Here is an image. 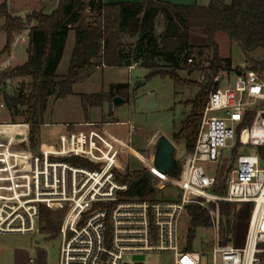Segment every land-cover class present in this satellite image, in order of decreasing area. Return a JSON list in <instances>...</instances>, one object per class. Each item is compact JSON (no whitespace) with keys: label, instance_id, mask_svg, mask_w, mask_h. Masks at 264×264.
<instances>
[{"label":"built area","instance_id":"built-area-1","mask_svg":"<svg viewBox=\"0 0 264 264\" xmlns=\"http://www.w3.org/2000/svg\"><path fill=\"white\" fill-rule=\"evenodd\" d=\"M28 37L29 29L15 35L12 48ZM14 57L10 53L0 64L4 91L14 77L2 73L12 67ZM192 62L188 58V64ZM136 65L127 67L132 70ZM214 79L221 82L220 74ZM263 101L264 78L253 69L241 70L233 81L213 90L183 179L161 173L149 179L153 188H159L158 178L169 177L179 192L150 199L126 195L130 183L122 180L126 172L122 149L100 128L66 130L33 148L30 124L13 123L20 130L0 131V234L52 236L42 230V210L47 209L60 221L55 234L61 237L59 264H264V165L258 151L264 146ZM252 112L251 123L240 127ZM76 137L82 139L84 151L74 149ZM158 139L149 145L151 156ZM237 141L247 150L230 171L226 195H216L212 188L221 182L223 169L208 174L201 162L225 163L223 150H233ZM77 156L87 163L69 161ZM145 169L156 171L154 161ZM220 200L250 206L240 239L236 230L221 238L218 207H209L210 201ZM194 203L209 209V227L214 230V238L199 250L188 248L180 228L187 206Z\"/></svg>","mask_w":264,"mask_h":264},{"label":"trees","instance_id":"trees-1","mask_svg":"<svg viewBox=\"0 0 264 264\" xmlns=\"http://www.w3.org/2000/svg\"><path fill=\"white\" fill-rule=\"evenodd\" d=\"M85 12H88L85 13ZM0 16L4 24L0 30L6 33L7 41L0 57L10 53L15 35L29 29L27 60L3 71V77H29L26 92L11 95L2 90L3 101L14 114V106L25 107V121L30 124V142L37 148L41 141L43 114L50 97H66L74 94L73 87L90 71L98 66L123 67L133 63L150 71L149 75L169 76L175 85H198L199 91L189 102L190 110L173 132V140L183 143L187 152H192L196 143L198 127L210 93L217 89L220 81H215L231 60L220 55L218 33H224L242 48L250 68L264 72V53L257 58L255 51L264 50V0H210L208 4H172L162 0H139L137 2L118 1L106 3L104 0H58L57 7L46 13L34 10L24 18L9 13L6 2L0 5ZM161 19V22H160ZM35 22V25H31ZM161 30L158 31V27ZM70 31L75 33V44L71 52L68 69L61 78L57 69L62 60ZM201 34L203 48L211 51L208 66L204 68L203 81L184 79L180 70L192 72L200 68V62L191 55L195 34ZM200 53V52H199ZM193 62L188 64V58ZM237 73L241 69H235ZM1 83V79H0ZM129 83H113L107 92L81 93L82 104L88 118L89 108L112 102L114 96L129 101ZM1 91V87H0ZM254 112L241 123L249 125ZM242 147L239 141L232 150L236 157ZM258 151L264 165V146ZM74 160L87 161L79 156ZM181 164L173 161L170 175L180 176ZM142 172L131 175L126 167L122 180L129 181L128 196L154 198L156 190ZM228 178V177H227ZM212 192L225 196L227 179L212 188ZM210 208L218 207L219 232L221 238L235 232V203L210 201ZM252 207V204H251ZM189 215L187 232L188 248H192L195 231L199 227H209V209L198 203L186 208ZM42 230L54 236L59 228V219L42 210ZM224 242V241H223Z\"/></svg>","mask_w":264,"mask_h":264},{"label":"rangeland","instance_id":"rangeland-1","mask_svg":"<svg viewBox=\"0 0 264 264\" xmlns=\"http://www.w3.org/2000/svg\"><path fill=\"white\" fill-rule=\"evenodd\" d=\"M8 1L12 2V8L17 10L21 3L25 0H0V5ZM171 2H188L194 4H208L210 0H169ZM230 2V0H227ZM35 0H28V5L35 6ZM21 14L23 11H19ZM88 14V12H85ZM28 15V14H27ZM26 15V16H27ZM25 16V17H26ZM3 18L0 16V25L3 23ZM161 22V19H160ZM158 27V31L161 30ZM193 39V48L190 50L192 57H195L200 62V68L192 72L180 70L178 73L184 79L192 81H200L203 79L204 68L208 66L211 58V51L203 48L204 40L201 34L196 33ZM216 40L220 45L221 55L224 58H231L235 65L241 66L245 63L243 50L240 45L231 41L224 33H218ZM6 41L5 34L0 32V50ZM28 41V40H27ZM75 42V33L69 37L66 49L62 60L57 69V76L61 78L65 75L71 52ZM15 57L12 60V67L23 64L27 60L26 42H21L13 49ZM200 52V53H199ZM264 53L262 48L255 51V56H261ZM8 53H4L0 57V64L7 59ZM226 70L227 66H226ZM150 71L140 66H135L130 72L127 67H104L90 71L73 87L74 94L62 98L50 97L45 112L43 121L49 122V126H41V135H48L56 138L59 133L66 130L77 131L79 129L99 128V126L86 127L80 125L79 122L90 120L93 122L104 123V127L111 133L122 138L129 135L133 140V147L128 150L122 147V160L126 164L131 175L145 170L147 166L151 167L154 161V155H150L152 149V141L164 135L175 144L174 159H177L181 164L182 173L177 176L179 180L183 179L188 165L191 152H187L183 143H177L173 140V132L180 125L185 115L190 110L189 102L193 100L199 91L198 85H175L169 76L149 75ZM221 74V73H220ZM227 74V72H226ZM223 75V74H222ZM225 75V74H224ZM0 75V79H1ZM130 79L131 89L129 101L114 107L113 103L106 101L101 106H92L88 111V118L82 104L81 93H92L100 91H108L110 85L115 82H128ZM232 80V79H231ZM29 77H14L12 84L5 92L11 95H16L20 90L27 91ZM144 81V82H143ZM233 81V80H232ZM227 81L222 80V85H226ZM1 87V83H0ZM0 91V116L5 118L10 124L2 125V128L11 129L9 132L13 134L20 130L19 126L11 123H20L25 121V107L21 105L14 106V114L7 107L4 101H1ZM2 104V106H1ZM119 122L127 123H106L105 120H110L111 116ZM66 123L71 126L67 127ZM1 127V126H0ZM104 132V131H103ZM106 134V133H105ZM231 143L230 140L227 141ZM81 150H85L81 138L76 137L73 145ZM20 148H23L20 146ZM247 150V147H240L239 153L232 158V149L225 148L222 153V158L225 163L220 162H201L205 171L208 174H216L217 170L223 169L221 182L225 181L230 174V171L236 166L237 158L240 153ZM73 163L79 164L74 159H69ZM126 173V172H125ZM220 182V183H221ZM156 190L158 197H169L176 195L180 187L171 182L169 177L158 178ZM250 211V206L235 203V230L238 232V239L243 236L246 227L247 216ZM189 227V215L184 213L180 220V228L182 235L187 237ZM212 227H199L195 231V237L192 241L193 250H199L203 242H209L214 238ZM44 238V239H43ZM61 245V237L59 235H44L40 233H11L0 234V264H59V251ZM20 257H15V256ZM136 259H144V257H135ZM150 261H154L151 259Z\"/></svg>","mask_w":264,"mask_h":264},{"label":"crops","instance_id":"crops-1","mask_svg":"<svg viewBox=\"0 0 264 264\" xmlns=\"http://www.w3.org/2000/svg\"><path fill=\"white\" fill-rule=\"evenodd\" d=\"M118 1H130V2H137V1H139V0H104V2H106V3H114V2H118ZM162 1H166V2H170V3H172V4H182V5H191V4H194V3H188V2H171V1H169V0H162ZM6 2V4H7V8H8V11H9V13L11 14V15H13V16H18V17H22V18H24L27 14H30L32 11H34V10H42V11H44V12H46V13H51L56 7H57V4H58V0H35V6H26V5H28V0H25V1H23L22 3H21V5H20V7L19 8H17V10H14L13 8H12V2H8V1H5ZM210 2V1H209ZM203 5H205V4H203ZM19 11H23V13L21 14ZM3 18V17H2ZM4 19V18H3ZM4 24V20H3V23L0 25V27L2 26ZM36 23L35 22H33L31 25L33 26V25H35ZM0 32H2L3 34H5V38H6V41H7V37H6V33L4 32V31H2V30H0ZM72 34H73V31H70V33H69V35H68V38H67V42H66V46H67V43H68V39H69V37L71 38V36H72ZM28 40V39H27ZM25 41L26 42V49H27V46H28V41ZM6 41H5V43H4V45H3V47H2V49L4 48V46H5V44H6ZM74 44H75V42H74ZM74 47V46H73ZM1 49V50H2ZM65 49H66V47H65ZM73 50V49H72ZM10 53H13L14 55H15V53L13 52V48L11 49V52ZM10 53H8V56H9V54ZM243 54H244V52H243ZM220 55H221V51H220ZM263 56V54H261V56H256L257 58H261ZM221 57H223L222 55H221ZM224 58V57H223ZM244 58H245V63H244V65H241V66H238V65H235L234 64V62L232 61V59L231 58H229L230 60H231V68L230 69H228V71L226 70V68L221 72V74H220V76H221V84H222V80H226L227 82L228 81H232V80H234L235 79V77H236V75H237V72H236V68H239V69H241V70H244V69H251L250 68V64H249V62H248V60H247V58H246V56H245V54H244ZM26 61V60H25ZM24 61V62H25ZM23 62V63H24ZM136 66H139V65H136ZM123 67H127V66H123ZM141 67V66H140ZM142 68H144V67H142ZM127 69H128V67H127ZM128 71L130 72L131 70H129L128 69ZM226 72H227V74H226ZM223 74V75H222ZM225 74V75H224ZM263 78H264V72H263ZM232 79V80H231ZM115 83H129L130 84V88H131V83H130V79L128 80V82H115ZM113 84V83H112ZM107 92V91H106ZM1 101L3 102V95L1 94ZM106 102V101H105ZM264 102V101H263ZM112 103V102H111ZM1 106H2V104H1ZM111 116V115H110ZM111 119L110 120H105V122L106 123H115V124H117V123H127V122H124V121H120L119 122V120L117 119V120H112V119H115L114 118V116H111L110 117ZM79 123H82V124H86V123H96L97 124V126H99V128H100V130H102V132L104 131V133H106V135L109 137V138H111L112 140H114V141H116L118 144H119V146L121 147V149H122V147H125V149L126 148H128V150L130 151V149L133 147V140H132V138H131V136L129 135L128 137H126V138H122V137H120V136H116V135H114L113 133H111L110 131H108L107 129H106V127H104V123H100V122H93V121H90V120H86L85 122H79ZM0 124H3V125H6V124H10V123H8V121H6V119L5 118H2V116H0ZM11 124H13V123H11ZM43 125L44 126H49L50 124H49V122H44L43 123ZM1 127H0V131H3L4 133H6V134H11L9 131L11 130V129H6V128H2V125H0ZM84 126H86V125H84ZM86 127H89V126H86ZM60 134V133H59ZM58 134V135H59ZM57 135V136H58ZM57 138V137H56ZM45 139H54V138H52V137H50V136H48V135H41V141H44ZM40 141V142H41ZM73 147H74V149L76 150V151H84V150H81V149H79L78 147H77V145H73ZM122 153H123V151H122ZM121 160H122V156H121ZM122 162L124 163V161L122 160ZM124 165L126 166V164L124 163ZM15 257H20V256H18V254H17V256H15Z\"/></svg>","mask_w":264,"mask_h":264},{"label":"water","instance_id":"water-1","mask_svg":"<svg viewBox=\"0 0 264 264\" xmlns=\"http://www.w3.org/2000/svg\"><path fill=\"white\" fill-rule=\"evenodd\" d=\"M24 21L26 22V17H24ZM125 102V98L118 95L114 96L112 99L114 107H117ZM175 149V144L169 138L164 135L160 136L156 144L154 155V165L156 167V171L145 169L141 177H148L149 179H152L158 173L170 174L171 168L173 167Z\"/></svg>","mask_w":264,"mask_h":264},{"label":"bare ground","instance_id":"bare-ground-1","mask_svg":"<svg viewBox=\"0 0 264 264\" xmlns=\"http://www.w3.org/2000/svg\"><path fill=\"white\" fill-rule=\"evenodd\" d=\"M244 138H247V131L244 132Z\"/></svg>","mask_w":264,"mask_h":264}]
</instances>
